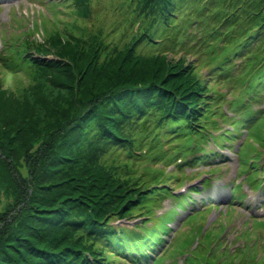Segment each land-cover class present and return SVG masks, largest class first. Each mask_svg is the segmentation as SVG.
Instances as JSON below:
<instances>
[{"label": "trees", "instance_id": "1", "mask_svg": "<svg viewBox=\"0 0 264 264\" xmlns=\"http://www.w3.org/2000/svg\"><path fill=\"white\" fill-rule=\"evenodd\" d=\"M104 1L69 0L83 17H47L46 40L3 47L5 76L43 75L68 91L32 104L33 90L22 97L0 81V184L11 199L0 264H114L109 253L151 264L175 214L198 202L171 196L158 165L208 164L245 133L264 140V0H121L110 11L128 28L113 41L83 34L109 12ZM166 197L178 205L159 216Z\"/></svg>", "mask_w": 264, "mask_h": 264}, {"label": "rangeland", "instance_id": "2", "mask_svg": "<svg viewBox=\"0 0 264 264\" xmlns=\"http://www.w3.org/2000/svg\"><path fill=\"white\" fill-rule=\"evenodd\" d=\"M56 1H59L58 6L52 4L51 0H0V81L4 78L22 97L27 94V87L33 90L25 97L32 104L39 93L52 97L61 92L65 97L68 89L43 75L30 76L26 80L23 77L5 76L12 68L3 60L2 54L6 44L8 49L14 51L16 48L30 49L35 42L46 40L54 29L52 24L47 25L49 18H56V25L61 26L59 19L71 21L72 14L77 18L83 17V7L75 8L69 0ZM120 2L121 0H113L109 4L107 1L102 4L100 2V7L109 9V12L103 13L104 18L102 13L99 17H89L87 26L90 27L91 24L93 27H87L83 34L88 36L104 32L110 36L109 41H113L114 36H119L123 29L128 28V19L121 18L122 27L115 30L116 23L120 25L121 21L115 20L116 16L110 8L120 5ZM126 3L127 1L124 6ZM104 20L106 24L102 27ZM31 30L34 32L31 33ZM111 30L118 31L115 33ZM2 40L6 42L3 43ZM188 59H193V56ZM86 61L88 59H84ZM216 87L222 93L228 92L230 95L232 92L225 84ZM239 91L240 89L237 90L238 93ZM67 95L69 96V92ZM259 107L264 108V102ZM224 108L228 111L227 106ZM257 129L264 137V122L257 124ZM250 132L252 134L253 130ZM15 141L19 142L18 138ZM263 141L260 142L252 135L248 137L245 133L234 144L225 145L222 149L215 148L219 155L208 164L194 163L179 170L161 163L158 165L167 176H171L170 179L163 180L164 184H169L171 196L179 199L189 195L198 202L181 210V214H175L177 219L172 223L175 230L165 246L154 255L151 264H196L192 256H197V262L201 261L202 264H264V172L258 175L255 173L263 168ZM210 146L213 144L207 147ZM253 158L254 166L249 163ZM148 169L150 173L155 172L157 165L149 166ZM1 186L2 184L0 214L11 204L5 187ZM197 191L199 192L193 193ZM176 205L178 202L175 198L166 197L156 212L160 216ZM136 220L138 219H125L120 222L132 224ZM192 252L194 255H191ZM109 254L114 264H135L121 257L115 259L114 253Z\"/></svg>", "mask_w": 264, "mask_h": 264}]
</instances>
